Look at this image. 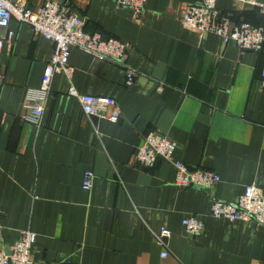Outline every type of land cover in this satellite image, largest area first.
I'll return each instance as SVG.
<instances>
[{
	"label": "crops",
	"instance_id": "1",
	"mask_svg": "<svg viewBox=\"0 0 264 264\" xmlns=\"http://www.w3.org/2000/svg\"><path fill=\"white\" fill-rule=\"evenodd\" d=\"M26 1L36 9L47 0ZM54 1L70 4L88 32L127 44L125 65L78 48L69 58L76 90L114 98L120 118L85 115L67 93L70 81L56 75L40 125L26 121L23 103L39 88L54 45L27 23L0 28L4 241L35 232L33 264H264V226L209 216L213 199L234 201L248 184L264 189V48L241 51L185 27L186 5L199 0H143L136 17L113 0ZM217 6L236 23L264 26L257 7ZM126 68L137 73L130 85ZM150 130L176 142V159L220 180L208 190L178 188L168 162L138 165L135 147ZM189 215L203 220L202 234H186L181 221ZM161 228L171 231L166 247L157 239Z\"/></svg>",
	"mask_w": 264,
	"mask_h": 264
},
{
	"label": "built area",
	"instance_id": "2",
	"mask_svg": "<svg viewBox=\"0 0 264 264\" xmlns=\"http://www.w3.org/2000/svg\"><path fill=\"white\" fill-rule=\"evenodd\" d=\"M117 5L130 7L134 16L141 14L143 0H113ZM240 6L257 7L264 15V4L258 0H231ZM11 20L27 23L32 26L36 35L50 40L54 50L45 65L41 83L37 90L28 93L23 103V118L39 126L43 115L51 82L56 75L64 76L70 84L67 93L79 104L81 111L88 116L108 119L113 122L120 118V110L114 98L110 96L81 94L71 83L74 72L69 62L71 49L78 48L94 55L100 60H107L125 65L128 46L125 42L100 31L88 32L85 21L79 17L73 7L67 3L47 0L42 6L32 9L26 0H0V28L4 30ZM182 23L187 28L199 33L209 32L220 36L224 42L233 41L241 51L259 52L264 48V26L254 25L247 21L236 23L223 14L217 6V0H199L186 5ZM6 38L0 34V47ZM135 70L126 68V84H132ZM2 76L0 74V84ZM260 85L264 89V63L260 72ZM176 142L167 135L155 130L143 133L134 150L138 165L148 168L158 159L168 162L174 168L173 185L178 188L196 186L203 190L212 188L219 180L214 171L191 169L183 161L176 159L174 152ZM93 180L91 171L85 172L83 187L89 189ZM209 216L226 219L230 222H254L264 226V189L254 184L245 186L244 191L234 200L213 199ZM182 226L189 235L204 232V222L197 216L189 215L182 219ZM171 231L161 228L157 234L158 242L166 247ZM36 239L35 232L23 229L18 232L12 243L3 238V226L0 223V264H33L31 249ZM167 256V251L161 253Z\"/></svg>",
	"mask_w": 264,
	"mask_h": 264
},
{
	"label": "water",
	"instance_id": "3",
	"mask_svg": "<svg viewBox=\"0 0 264 264\" xmlns=\"http://www.w3.org/2000/svg\"><path fill=\"white\" fill-rule=\"evenodd\" d=\"M193 187H196V186H193ZM196 188H198V187H196Z\"/></svg>",
	"mask_w": 264,
	"mask_h": 264
}]
</instances>
